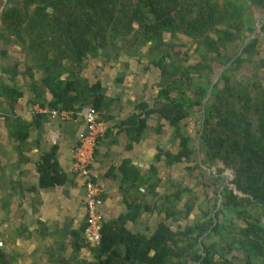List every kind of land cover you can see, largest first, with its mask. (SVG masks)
<instances>
[{"label": "trees", "instance_id": "1", "mask_svg": "<svg viewBox=\"0 0 264 264\" xmlns=\"http://www.w3.org/2000/svg\"><path fill=\"white\" fill-rule=\"evenodd\" d=\"M248 7L252 8L249 0H0V39L11 38L22 47L29 68L43 72L53 94L51 109L76 110L99 109L104 98L100 83L81 79L89 55L120 54L123 48L148 44L154 54L169 46L166 33L188 38L199 57L192 61L188 57L185 66L194 87L192 97L178 98L172 96L174 88L163 89L147 114L159 112L171 122L180 149L167 156L173 162L188 159L193 170L200 164L195 159L198 145L182 123L192 108L203 110L214 81L212 58L225 57L236 44H244L246 33L254 34L256 15ZM263 32L264 25L245 48L248 56L239 55L234 61L238 66L226 69L218 79L205 108L198 143L203 163L213 173L214 166L224 164L215 170L213 204L183 224L196 204L191 202L192 189L177 187L164 197L166 204L176 202L166 206L167 221L151 237L106 224L100 264H126L134 255L139 264H264V83L241 76L255 62L254 56L262 54ZM166 57L153 64L161 66ZM8 91L14 99L20 95ZM6 93L0 86V96ZM146 127L147 118H138L132 139L139 140ZM40 169L43 185L61 182L53 155L44 157ZM226 169L235 173L232 188L224 187ZM185 194L189 203L183 216L184 210L177 207ZM121 244L127 246L126 255Z\"/></svg>", "mask_w": 264, "mask_h": 264}, {"label": "crops", "instance_id": "2", "mask_svg": "<svg viewBox=\"0 0 264 264\" xmlns=\"http://www.w3.org/2000/svg\"><path fill=\"white\" fill-rule=\"evenodd\" d=\"M249 1L256 27L262 21L257 36L264 25V0ZM253 35L246 33L244 44ZM165 40L169 46L154 54L148 44L123 48L120 54L89 55L80 74L90 84L100 83L104 96L98 110L106 132L99 139L92 171L103 188L106 224L146 237L167 221L166 206L176 201L166 204L164 197L177 187L192 189L191 202L196 204L182 223L199 218L200 209L213 204L217 176L215 166L213 173L201 165L199 151L197 169H189L194 163L188 159L170 161L168 153L180 149L175 127L159 112L147 114L163 89L174 88L172 96L178 98L193 95L185 69L188 57L199 58L192 54V41L171 33L165 34ZM164 55L165 62L155 66L153 61ZM0 86L7 90L0 96V264H100L105 257L101 246L85 233V178L74 170L75 149L88 132L82 109L64 118L53 115V94L43 72L29 68L22 47L11 38L0 39ZM8 89L20 93L17 100ZM201 114L203 110L192 108V115L182 123L183 131L194 140L198 137V143ZM138 118H147V127L139 140H133L131 130ZM47 155L55 157L59 184H42L40 165ZM188 203V194L178 202L183 216ZM119 248L127 254L125 244ZM126 264L139 262L134 255Z\"/></svg>", "mask_w": 264, "mask_h": 264}, {"label": "built area", "instance_id": "3", "mask_svg": "<svg viewBox=\"0 0 264 264\" xmlns=\"http://www.w3.org/2000/svg\"><path fill=\"white\" fill-rule=\"evenodd\" d=\"M53 115L61 117L72 116L74 110L53 109ZM88 124V132L81 135L80 143L75 149L74 170L85 178L88 217L85 233L89 240L101 246L106 225L101 207L104 203L103 188L95 180L92 164L95 158L99 139L105 134L106 126L100 120L99 110L94 106H87L80 111Z\"/></svg>", "mask_w": 264, "mask_h": 264}, {"label": "rangeland", "instance_id": "4", "mask_svg": "<svg viewBox=\"0 0 264 264\" xmlns=\"http://www.w3.org/2000/svg\"><path fill=\"white\" fill-rule=\"evenodd\" d=\"M15 0H6V2H14ZM7 4V3H6ZM248 7V11H253V8H250ZM1 13V12H0ZM242 44L241 42L236 44V46H234L233 48H231L227 54H225L226 56L223 57V58H220L219 60L217 58H212V61H213V64H214V67H215V71L212 73V76L214 79H216L218 77V75L220 74L221 70L227 66L228 68H232L234 67L235 64L234 61L239 58V52L241 51L242 49ZM246 48V47H245ZM192 54H194L192 52ZM241 56H248L246 55L245 53H242ZM254 56V61L255 62H252L251 64H249L250 68L248 67L246 69V71L243 72V74L241 75L243 79L245 80H250L251 78L253 79H257V80H260L261 82L264 83V53H262L260 56ZM197 58V57H196ZM198 59V58H197ZM196 59V60H197ZM238 66V65H237ZM236 66V67H237ZM255 67V68H254ZM240 68V67H238ZM242 68V67H241ZM200 118L202 119L203 118V115L201 114ZM197 140H198V137H197ZM195 140V141H197ZM197 144H198V141H197ZM201 157H203V154L201 153L200 155ZM199 155H198V159H199ZM200 160V159H199ZM219 168H224V164L222 162H219L217 164V166H215V170L219 169ZM222 176L225 178V181L224 183L226 182L227 184H229V186L232 188L234 187V185L230 184L231 180L234 178V171L232 169H226L223 173H222ZM221 201V200H220ZM220 203V202H219ZM220 205V204H219ZM194 220H191L190 219V222H193Z\"/></svg>", "mask_w": 264, "mask_h": 264}, {"label": "water", "instance_id": "5", "mask_svg": "<svg viewBox=\"0 0 264 264\" xmlns=\"http://www.w3.org/2000/svg\"><path fill=\"white\" fill-rule=\"evenodd\" d=\"M261 24H262V21H259V23H258V25H257V27H256V30H255V32H254L253 37H251L250 39H248V40L246 41V43L244 44V47H243V48H245V47L249 44V42H250V41L256 36L255 34L257 33V30H258V28H259V25H261ZM228 66H229V64H228L227 66H225V67L221 70V72H220V74L218 75V77H217L216 79H214V81H213V83H212V85H211V87H210V90H209L208 96L206 97V99H205L204 102H203V113H204V116H203V124H204V121H205V108H206L207 102H208L209 98L211 97V95H212V93H213V90H214V87H215L216 82H217L218 79L222 76V74L226 71V69H228ZM200 137H201V133H200V135H199V138H200ZM198 151H199V154L201 155L200 144H198ZM200 162H201V165H202L203 167H205V168H207V169L210 170V168H209L207 165H205V164L203 163V157H201V156H200ZM234 176H235V173H234ZM226 185H227V183L225 182L224 187H225ZM215 223H217V220L215 221Z\"/></svg>", "mask_w": 264, "mask_h": 264}]
</instances>
